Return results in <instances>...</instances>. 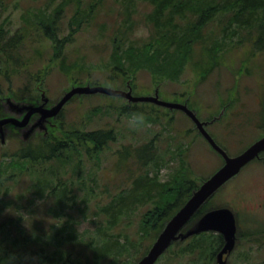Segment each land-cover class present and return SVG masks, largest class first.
Returning a JSON list of instances; mask_svg holds the SVG:
<instances>
[{"label":"trees","instance_id":"16d2710c","mask_svg":"<svg viewBox=\"0 0 264 264\" xmlns=\"http://www.w3.org/2000/svg\"><path fill=\"white\" fill-rule=\"evenodd\" d=\"M55 1L39 9L33 20L27 15L24 28L8 41L0 35L1 75H6L7 59H19L14 49L21 38L23 42L29 40L28 29L34 27L37 34L43 33L51 41L56 58L78 32L75 17L68 24L69 35L62 31L69 10H74L75 16L81 15L80 11L91 14L75 8L88 0H59L52 10ZM144 1L152 8L145 15L151 27L150 40L138 46L129 38L117 39L116 35L111 38L108 62L111 80L128 82L138 71L145 70L157 86L175 81L192 62L198 46L202 49V60L193 61L192 65L197 76L205 78L219 67L224 54L235 47L250 41L263 48L264 0ZM132 14L131 9L121 14L125 17L122 23L126 31H131L134 25ZM211 23L220 29L219 34L205 35V28ZM243 31L246 33L242 35ZM64 59L63 56L62 70L68 74L70 67ZM11 68H15L13 64ZM10 95L29 102L38 100L19 98L13 92ZM118 106L112 109L119 116L132 118L142 113L144 126L157 124L162 119L159 110H164L148 103ZM93 116L91 112L88 124L93 122ZM83 122L71 128L60 123L59 130L51 129L47 137L36 139L35 144L30 142L12 154L0 155V187L4 188L0 190V264H135L198 187V183L189 179L185 160L166 180L160 179V171L168 167L166 158L172 161L183 157L185 152L182 147L178 149L180 154L170 146L162 147L156 133L139 144L121 145L113 153V169L116 175L123 174L126 185H116L112 194L105 185L99 192L97 186L86 183L84 168L86 164L100 162L103 151L116 142V134L112 129L85 130L86 122ZM25 175L31 182L25 191H19L17 188ZM89 181H95L94 173ZM99 196L101 200L96 202ZM105 196L107 201L103 202ZM92 202H95L93 207ZM149 204L153 207L141 216L136 241L113 233L123 217L131 219L140 205ZM214 207L211 201L203 205L193 223ZM84 223L88 225L81 231ZM223 244L221 235L201 233L173 243L156 264L165 256L167 260L190 257L192 264H214Z\"/></svg>","mask_w":264,"mask_h":264},{"label":"rangeland","instance_id":"374dc122","mask_svg":"<svg viewBox=\"0 0 264 264\" xmlns=\"http://www.w3.org/2000/svg\"><path fill=\"white\" fill-rule=\"evenodd\" d=\"M50 1L0 0V35L3 34L4 41H8L17 30L24 28L27 15H31L29 18L33 20L39 9ZM58 1L51 5L52 10L58 5ZM132 1L88 0L85 5L75 7L82 8L86 13L90 11V15L78 11L81 15L75 16L74 10H69L62 31L69 35L68 24L75 17L78 32L56 58L53 57L51 41L43 33L37 34L34 27L28 29L26 36L29 40L23 42L21 38L14 49L19 59H7L4 66L6 75H1L0 68V97L6 98L13 92L19 98H39V87L53 103L73 84L83 86L88 82L99 86L111 85L113 89L127 91V79H110L111 69L108 62L112 52L111 41L116 36L117 39L129 38L130 42L136 41V45L140 46L148 42L151 36V27L145 20V15L152 10L151 6L144 0ZM130 9L134 25L131 31H126L122 23L125 17L121 14ZM219 30L211 23L204 32L209 36L213 35V32L219 34ZM245 33L246 31H243L242 35ZM122 34L125 36H118ZM260 45L256 46L255 43L253 45L247 41L240 47L226 52L219 67L205 78L197 76L192 65L193 61L202 60V49L198 46L193 53L192 62L186 65L180 77L159 86L160 98L163 101L179 103L188 98L189 106L197 112L201 120L220 117L207 126V131L224 147L229 156L237 155L264 135V44L263 48ZM63 56L66 66L70 67L68 74L62 70ZM0 62L3 63V60ZM12 64L15 68H11ZM128 84L134 87L133 94L137 96L153 95L157 86L145 70L138 71L134 79H128ZM124 102L125 100H115L103 95L87 96L68 103L59 121L67 128L78 127L84 121L85 130L112 129L115 132L116 142L103 151L100 162L86 164L84 168L86 183L97 186L99 192L105 185L111 194L116 191V185H126L123 183V174L116 175L113 169V153L121 145L139 144L149 140L156 133H159L162 147L170 146L179 154L178 149L182 147V152H185L183 157L181 155L172 161L166 158L168 167L165 166L160 171L162 181L171 176L183 160V164L188 167L189 179L197 183L222 165L221 157L197 134L194 125L183 113H172L163 108L164 110H159L162 119L157 124L152 122L147 126H130L131 118L119 116L117 111L112 109L113 106H121ZM226 105L229 107L224 109ZM91 112L94 113L91 118L93 122L88 124L87 119L90 118ZM34 141L36 139L32 140L30 145L35 144ZM23 146L19 139L9 136L5 145L0 144V155L3 152L12 154ZM91 173H94L96 182L89 181ZM30 182L31 178L25 175L17 190L25 191ZM0 190L4 191V188L1 186ZM99 200L101 196L96 202ZM102 201H107L106 196ZM94 204L95 202H92L91 206ZM211 205L230 208L237 214L242 237L254 233L256 229L259 231L239 241L228 259V264H264V159L246 166L213 197ZM150 207L153 205H140L131 219H121V224L113 233L136 241L141 216ZM86 225L88 224L82 225L81 231ZM165 258L166 256L158 264H192L190 257L172 260Z\"/></svg>","mask_w":264,"mask_h":264},{"label":"water","instance_id":"95a60500","mask_svg":"<svg viewBox=\"0 0 264 264\" xmlns=\"http://www.w3.org/2000/svg\"><path fill=\"white\" fill-rule=\"evenodd\" d=\"M106 95L123 98L129 103H151L168 110H179L187 115L196 125L199 132L210 144L211 148L223 158V165L211 177L205 180L200 187L193 192L185 205L166 223L147 254L136 264H155L158 258L166 251L169 245L177 240H185L201 232L214 231L221 234L225 240L224 247L216 256L217 264H226L224 255L232 252L236 244L237 227L235 216L228 208L214 209L204 214L192 227L182 231L189 223L199 208L228 181L236 177L240 171L264 152V137L260 138L247 149L236 156L228 154L206 132L205 122H201L196 114L188 109L187 104L168 103L159 98L158 90L151 96H134L132 89L127 91L113 89L106 86H78L65 92L58 101L49 103L44 92L41 94L42 103L36 105L32 102L17 101L13 98L1 100L6 117L0 118V143L4 144L9 134V126L21 131L20 137L24 141L36 134L47 135L51 120L56 117L75 96L82 95Z\"/></svg>","mask_w":264,"mask_h":264},{"label":"clouds","instance_id":"9594fccd","mask_svg":"<svg viewBox=\"0 0 264 264\" xmlns=\"http://www.w3.org/2000/svg\"><path fill=\"white\" fill-rule=\"evenodd\" d=\"M145 117L142 113L140 114H134L129 121L130 126H137L139 124H142L144 121Z\"/></svg>","mask_w":264,"mask_h":264},{"label":"flooded vegetation","instance_id":"af4514ba","mask_svg":"<svg viewBox=\"0 0 264 264\" xmlns=\"http://www.w3.org/2000/svg\"><path fill=\"white\" fill-rule=\"evenodd\" d=\"M10 134L16 136V135L20 134V131L12 128V129L10 130Z\"/></svg>","mask_w":264,"mask_h":264}]
</instances>
